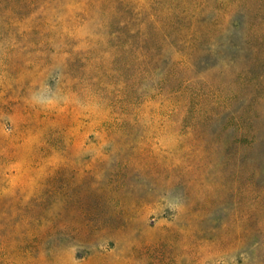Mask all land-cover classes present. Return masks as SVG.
Segmentation results:
<instances>
[{
    "label": "rangeland",
    "instance_id": "rangeland-1",
    "mask_svg": "<svg viewBox=\"0 0 264 264\" xmlns=\"http://www.w3.org/2000/svg\"><path fill=\"white\" fill-rule=\"evenodd\" d=\"M0 264H264V0H0Z\"/></svg>",
    "mask_w": 264,
    "mask_h": 264
}]
</instances>
